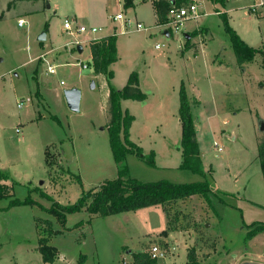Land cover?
<instances>
[{
	"label": "rangeland",
	"instance_id": "obj_1",
	"mask_svg": "<svg viewBox=\"0 0 264 264\" xmlns=\"http://www.w3.org/2000/svg\"><path fill=\"white\" fill-rule=\"evenodd\" d=\"M126 1L0 0V169H5L0 171L23 184L0 200V264H133V253L150 254L153 247L166 257L156 264H188L190 252L198 264H264V233L248 239L249 226L264 223L257 155L264 140V18L249 13L251 0H203L200 18L184 20L168 37L175 26H157L155 0H131V6ZM179 1L191 5V0ZM118 14L123 21L114 20ZM66 20L100 31L70 36ZM228 27L259 51L253 60L238 61ZM43 33L46 41L39 42ZM115 34L114 84L123 89L137 72L147 96L143 102H122L123 111L135 117L131 140L143 155L154 152L157 164L129 155L130 177L207 182L211 193L207 199L196 195L92 221L83 211L68 215L63 225L46 209L75 204L83 190L118 178L110 145V90L92 65L89 41ZM50 65L56 74L48 73ZM182 84L206 177L180 169ZM72 88L82 93L79 113L64 97ZM12 199L33 204L7 209ZM37 219L50 222L55 233L53 263L44 262L39 252Z\"/></svg>",
	"mask_w": 264,
	"mask_h": 264
},
{
	"label": "trees",
	"instance_id": "obj_2",
	"mask_svg": "<svg viewBox=\"0 0 264 264\" xmlns=\"http://www.w3.org/2000/svg\"><path fill=\"white\" fill-rule=\"evenodd\" d=\"M215 1V0H212ZM179 0H155L153 2L157 25L164 26L169 22V11L173 6H182ZM131 0L126 1L127 6H131ZM224 22L227 23L226 16ZM229 29V27H228ZM233 47L238 61L243 64L253 60L259 51L248 46L231 29ZM191 38V37H190ZM117 35H112L106 39H94L91 41L90 49L92 55V65L97 74L106 77L110 90L109 104L111 112L110 122V145L114 159L119 165L118 178L101 185L97 190L85 191L82 196L72 205H61L55 203L46 212L53 215L63 225L67 222L68 215L87 212L89 221L96 217H110L127 212H137L141 209L153 206H166L174 202L201 195L205 199L211 193V188L207 182H200L190 185L174 184L165 180L158 182H142L133 179L129 175V170L125 161L129 155H137L145 158L151 167H156L155 153L148 156L143 155V150L131 140V128L135 117L128 110L123 111L122 102L132 100L143 102L147 96L140 88V79L137 72H133L127 85L118 90L113 85L115 73L112 66L118 62ZM264 69V55H263ZM179 118L182 127V164L180 169L189 170L194 174L206 177L202 154L199 147L195 120L190 111V101L184 84L180 89ZM259 160L264 177V140L259 145ZM12 178L0 171V200L8 198L17 185ZM45 197H47L45 195ZM49 200L50 198L47 197ZM29 200L21 201L12 199L7 209L20 205H31ZM38 232L41 236L39 242V252L42 254L44 262H55V248L50 245L53 238V229L50 222L41 219L36 220ZM47 224V228L43 225ZM84 222L78 223L83 226ZM248 239L264 233V223L252 224L249 226ZM57 233V232H56ZM164 235H167L164 232ZM133 264H156L158 260L153 259L151 254L140 252L133 253ZM188 264H198L195 253L188 254Z\"/></svg>",
	"mask_w": 264,
	"mask_h": 264
},
{
	"label": "built area",
	"instance_id": "obj_3",
	"mask_svg": "<svg viewBox=\"0 0 264 264\" xmlns=\"http://www.w3.org/2000/svg\"><path fill=\"white\" fill-rule=\"evenodd\" d=\"M202 1L203 0H191V5H189L188 7L173 6L171 10L169 11V15H168L169 22L167 25H169L170 27L175 26V30L169 27L170 33L172 31L178 32L180 30V27L183 26L184 20L189 19V18H193V19L200 18L199 8L202 5ZM249 10L251 13L255 15L263 14L264 13V0H251ZM114 20L123 21L124 16L122 14H118L114 17ZM24 26H25V22L20 21L19 27H24ZM74 27H75V31H74ZM137 28L138 30H140L143 28V25L141 23H138ZM64 29L66 33L69 34L70 36H73L74 34H85V33L97 34L100 31V29H98L97 27L88 28L85 25L79 24L77 21L72 22L70 20L65 21ZM42 58L44 57L42 56ZM82 66H83V69L89 68L88 65H82ZM48 73L51 75L56 74V68L50 65L48 67ZM28 101L30 100L28 99ZM18 106L22 108L24 106V103L20 102ZM17 133H20V131L17 130ZM150 254L152 258L156 260H160L165 257L164 253H162L158 247H153Z\"/></svg>",
	"mask_w": 264,
	"mask_h": 264
},
{
	"label": "water",
	"instance_id": "obj_4",
	"mask_svg": "<svg viewBox=\"0 0 264 264\" xmlns=\"http://www.w3.org/2000/svg\"><path fill=\"white\" fill-rule=\"evenodd\" d=\"M168 32V31H167ZM169 37V32L167 33ZM189 39V36L187 37ZM39 42H45L46 41V35L43 33L39 36ZM78 51L82 53L83 48L82 46H78ZM92 88H95V84H92ZM64 97L67 103L68 108L74 112L79 113L81 110V100H82V93L77 88H72L64 91ZM260 130L264 132V121L260 122ZM43 184V183H41ZM245 264H255V263H245Z\"/></svg>",
	"mask_w": 264,
	"mask_h": 264
},
{
	"label": "crops",
	"instance_id": "obj_5",
	"mask_svg": "<svg viewBox=\"0 0 264 264\" xmlns=\"http://www.w3.org/2000/svg\"><path fill=\"white\" fill-rule=\"evenodd\" d=\"M153 1V0H152ZM154 2V1H153ZM204 3V1H202V4ZM130 5H134V3H133V1H131V4ZM249 7H250V5H249ZM249 7H248V10H249ZM153 8H154V6H153ZM154 13H155V10H154ZM249 13L250 14H253V13H251L250 12V10H249ZM254 16H256V17H258V18H264V13L263 14H259V15H255V14H253ZM155 18H156V14H155ZM156 23H157V18H156ZM158 26V25H157ZM95 27V26H94ZM168 32H166V35L168 36V34H167ZM171 33L169 32V36H171L170 35ZM108 37H110V35L108 36H102V37H100V38H98V39H106V38H108ZM189 39H190V36H189ZM90 42L92 41V40H89ZM90 45H91V43H90ZM83 48V47H82ZM117 48H118V42H117ZM79 52V51H78ZM83 52V51H82ZM90 52H91V49H90ZM80 53V52H79ZM199 53H200V51L199 52H194V55L195 56H198L199 55ZM263 55H264V52L262 53ZM91 57H92V55H91ZM90 64V63H89ZM116 64V63H115ZM114 64V65H115ZM85 65V64H84ZM113 65V66H114ZM112 66V70H113V67ZM114 71V70H113ZM114 73H115V71H114ZM116 77V76H115ZM114 77V79H116ZM114 79H113V85L115 86V88L117 89V86L114 84ZM64 85V84H63ZM140 88H141V82H140ZM142 90V89H141ZM197 98V97H196ZM198 99V98H197ZM128 101H130V100H128ZM260 143L261 142H259L258 143V153H257V155H258V159H259V145H260ZM0 170H5V169H0ZM10 175H11V173H9ZM262 176H263V174H262ZM11 178H13L12 177V175H11ZM264 178V177H263ZM16 183H18V185H23L22 183H20V182H18V181H16L15 179H13ZM43 183V182H42ZM46 183V182H45ZM259 204V203H258ZM261 207H263L264 208V206L263 205H261V204H259ZM153 207H158V206H153ZM159 208V207H158ZM263 242H264V238H263ZM140 253V252H139ZM131 258L133 259V257H132V255H131ZM166 258V257H165ZM132 263H133V261H132ZM247 263V262H246ZM248 263H255V264H262L261 262H258V261H251V262H248Z\"/></svg>",
	"mask_w": 264,
	"mask_h": 264
}]
</instances>
